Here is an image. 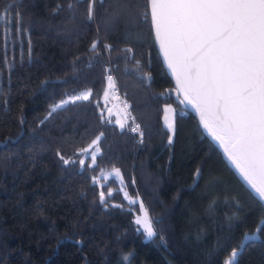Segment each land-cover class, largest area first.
I'll use <instances>...</instances> for the list:
<instances>
[{"label": "trees", "instance_id": "16d2710c", "mask_svg": "<svg viewBox=\"0 0 264 264\" xmlns=\"http://www.w3.org/2000/svg\"><path fill=\"white\" fill-rule=\"evenodd\" d=\"M136 3L131 0L133 13ZM116 4L96 0L95 21L89 22L86 2L0 0V12L13 17L7 38L0 24V264H224L264 219V205L175 99L150 18L132 24L122 14L106 28ZM16 12L23 17L20 34ZM127 47L133 53H125ZM109 74L141 126L142 143L130 128L120 129L125 119L118 107L121 113L107 116L113 108L105 96ZM86 90L92 93L88 101L70 103L45 120L53 105ZM169 104L176 110L172 144L162 121ZM102 112L110 123L101 122ZM100 132L105 135L95 168L64 166L56 155L60 150L78 161L77 149ZM9 137L14 146L3 149ZM114 167L123 180L109 176L93 184ZM197 168L202 178L193 183ZM124 191L129 198L139 194L157 221V236L145 240L137 231V204ZM256 235L235 264H264V231Z\"/></svg>", "mask_w": 264, "mask_h": 264}, {"label": "snow or ice", "instance_id": "6c2138e0", "mask_svg": "<svg viewBox=\"0 0 264 264\" xmlns=\"http://www.w3.org/2000/svg\"><path fill=\"white\" fill-rule=\"evenodd\" d=\"M81 2L87 3V21L94 22L96 0H76L77 4ZM130 6L131 0H117L115 11L106 22V28H114L122 14L126 17V22L130 21L132 24L150 18L155 40L175 79L177 96L183 97L180 103L191 105L195 109L200 124L223 149L227 160L258 199L264 202V0H146V4L137 0L136 13L129 10ZM61 7L58 4L54 13ZM67 7L72 10L74 5L69 3ZM12 22L13 17L0 12V24L5 26V38L11 34ZM14 22L15 31L20 34L24 29L23 17L19 12L15 13ZM98 45L99 40L94 41L90 50L97 52ZM104 48L109 52L113 50V46L108 43L104 44ZM123 51L133 53V48L127 47ZM29 57L31 58V43ZM126 59L135 57L128 56ZM139 66L140 61L137 60L136 67ZM105 71L110 69L106 68ZM107 83L108 90L116 88L110 74L107 75ZM108 90L105 91L106 97ZM91 95V90H86L61 100L51 107L45 120L70 103L88 101ZM7 103L5 100L4 104ZM128 108L129 105L125 103L126 118L123 123H119V127L122 131L128 127L132 133H138L142 143L144 133L140 124L136 123L134 117L131 118V124L128 123L127 117L131 116L127 112ZM108 111L111 112L110 109ZM165 111L171 113L173 110L168 106ZM100 119L102 123L111 122L105 121L103 112ZM23 123L22 119L21 124ZM167 127L170 132L175 131L171 119L167 121ZM104 135V132H100L87 147L77 149L74 156L79 157L78 161L74 157H65L60 150L56 155L64 166H73L78 162L81 169L85 166L95 168ZM168 142L173 143L172 136H169ZM14 143L11 137L6 138L2 142L3 149L10 150ZM89 159L90 164L87 163ZM108 176L123 180L121 170L114 167L108 175L102 171L100 176L94 177L93 184L107 180ZM201 178L202 169L197 168L193 183ZM107 195L111 197L112 192L109 191ZM124 196L129 199L130 204L139 202V212L134 220L138 226L137 231L142 230L148 239L157 236V221L150 216L149 209L139 194L135 200L129 198L126 191ZM100 201L106 202L103 191L100 193ZM262 231L264 219L256 229V232ZM256 232L245 233L240 248H233L224 264H235L247 242L258 239ZM160 239L163 242L164 237L160 236ZM123 260L127 261L128 256H124Z\"/></svg>", "mask_w": 264, "mask_h": 264}, {"label": "water", "instance_id": "95a60500", "mask_svg": "<svg viewBox=\"0 0 264 264\" xmlns=\"http://www.w3.org/2000/svg\"><path fill=\"white\" fill-rule=\"evenodd\" d=\"M152 31H153V30H152ZM153 34H154V31H153ZM154 38H155V36H154ZM155 45H157V49H158V52H159V56H161L163 66L165 67L166 72L168 73L169 77H171L172 82H173V85H174V88H176L175 79H174V77L171 75L170 70L167 68V64H166V62L164 61L163 54H162V52L160 51V49H159V45H158V43L156 42V40H155ZM175 99H176V100L179 99V102H180V100H182L183 97H182V96H181V97H178V96H177V93H176V97H175ZM181 104H182V103H181ZM182 106H183L184 109H186V110H188L190 113L192 112V113L194 114V116H195L196 119L198 120L200 130H202L203 133L205 134V136L208 138V140L211 141V143H212L213 145H215L216 148H217L219 151H221L224 161L227 162V164H228L229 168L232 170V172L235 173V175L238 177V179L240 180V182L243 183V185L246 187V189L248 190V192H250V193H251V194H252V195H253V196L259 201V203H261V204L264 205V202H261V201L258 199V197L256 196V194L251 190V188H250V187L247 185V183L243 180V178L240 176V174L235 170V168H234V167L230 164V162L227 160L226 156H225L224 153H223V149L219 146V144H218L216 141H214V140L212 139V137H211V135L208 133V131H207L206 129H204L203 126L200 124V118H199V115L196 113L195 109H194L191 105H188V104H182Z\"/></svg>", "mask_w": 264, "mask_h": 264}, {"label": "rangeland", "instance_id": "374dc122", "mask_svg": "<svg viewBox=\"0 0 264 264\" xmlns=\"http://www.w3.org/2000/svg\"><path fill=\"white\" fill-rule=\"evenodd\" d=\"M109 91V93H108V95H107V102H109L110 104H112V106H113V108L112 109H110L111 110V115H113V113H114V111H116V112H118L119 110H118V108L117 107H119L118 105H117V103L116 102H114V100H113V98H114V95H113V93H112V91L111 90H108ZM74 95H76V94H74ZM74 95H70V96H74ZM68 98V97H67ZM67 98H65V99H67ZM64 100V99H63ZM61 101V100H60ZM59 101V102H60ZM58 102V103H59ZM168 106H170L171 108H172V112L171 113H169V112H166L165 111V108L166 107H168ZM115 109V110H114ZM118 111H117V110ZM119 109H120V107H119ZM163 114H162V121H163V125H164V127L167 129V131L170 133V136H172L173 137V135H174V132H170L169 131V129H168V127H167V121L169 120V119H171L172 121H173V123H174V126H175V121H174V118H175V115H176V110H175V108H174V106L173 105H171V104H169V105H165L164 107H163ZM118 113H121V112H118ZM109 114V113H108ZM122 117L124 118V115H122ZM105 175H108L107 173L105 174ZM109 177V176H108ZM116 178H119V177H116ZM120 179V178H119ZM131 199H133V200H135L136 198H131ZM129 200V199H128ZM137 204V212L135 213V216H134V220H135V218H136V216H137V214H138V212H139V202H137L136 203ZM140 231H142V230H140ZM144 238H145V240H150V239H148L147 237H146V235L144 234ZM152 239V238H151ZM128 258H129V256H128Z\"/></svg>", "mask_w": 264, "mask_h": 264}, {"label": "built area", "instance_id": "2783aa9c", "mask_svg": "<svg viewBox=\"0 0 264 264\" xmlns=\"http://www.w3.org/2000/svg\"><path fill=\"white\" fill-rule=\"evenodd\" d=\"M115 81V80H114ZM112 91V93H113V95H114V98H113V100H114V102H116L117 103V105L120 107V111L122 112V115H124V119L126 118V111H125V109H124V104L125 103H127L126 101H124L123 100V98H122V96H121V93H120V91L118 90V88H117V86H116V88L114 89V90H111ZM128 104V103H127ZM118 107V108H119ZM127 112H129V110L127 109ZM109 114H107V116L109 117V116H111V113L110 112H108ZM129 113H131V112H129ZM131 118H132V115L130 116V117H127V119H128V122L131 124ZM136 134H138V133H136ZM138 136H139V141H141V137H140V135L138 134Z\"/></svg>", "mask_w": 264, "mask_h": 264}]
</instances>
